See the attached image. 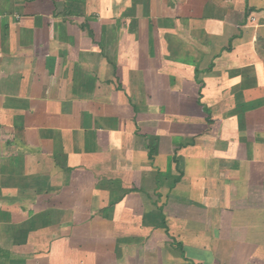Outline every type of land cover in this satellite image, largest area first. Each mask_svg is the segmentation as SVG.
<instances>
[{"label": "crops", "instance_id": "1", "mask_svg": "<svg viewBox=\"0 0 264 264\" xmlns=\"http://www.w3.org/2000/svg\"><path fill=\"white\" fill-rule=\"evenodd\" d=\"M0 264H264V0H0Z\"/></svg>", "mask_w": 264, "mask_h": 264}, {"label": "trees", "instance_id": "2", "mask_svg": "<svg viewBox=\"0 0 264 264\" xmlns=\"http://www.w3.org/2000/svg\"><path fill=\"white\" fill-rule=\"evenodd\" d=\"M206 112H208L207 109H206ZM211 121H212V119L211 118H208V123H210ZM150 156H151V158H153V152L150 153Z\"/></svg>", "mask_w": 264, "mask_h": 264}]
</instances>
